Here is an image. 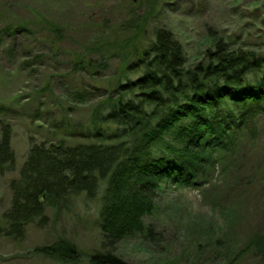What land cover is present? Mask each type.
<instances>
[{"label": "trees", "instance_id": "trees-1", "mask_svg": "<svg viewBox=\"0 0 264 264\" xmlns=\"http://www.w3.org/2000/svg\"><path fill=\"white\" fill-rule=\"evenodd\" d=\"M151 12L147 8L146 16ZM146 16H132L124 27L133 26L139 35ZM26 26L25 22L6 25L0 34L31 36ZM47 28L59 32L52 23ZM209 43L207 58L187 65L173 33L154 29L145 46L132 48L135 56L125 61L107 93L100 94V87L63 93L71 101L87 104L86 123H68L61 108L29 109L26 115L51 126L37 125L46 128L48 138L29 137L25 160L9 183L11 200L0 235L22 240L27 225L47 224L48 210L56 216L68 211L80 195L86 201L97 198L102 240L87 262L128 264L116 247L128 237L151 235L144 219L155 210L161 184L198 187L224 156L243 151L244 158L253 151L264 128V52L231 47L222 39ZM100 59L85 67L79 58L73 70L84 68L94 76L106 67V54ZM43 92L51 96L45 87ZM93 98L97 100L90 103ZM77 107L81 106L72 105L65 113ZM2 110L15 114L0 105V174L15 171L13 127ZM72 139L78 142L68 141ZM250 246L264 261V234L255 236ZM34 251L56 264H79L75 245L63 236Z\"/></svg>", "mask_w": 264, "mask_h": 264}, {"label": "rangeland", "instance_id": "rangeland-1", "mask_svg": "<svg viewBox=\"0 0 264 264\" xmlns=\"http://www.w3.org/2000/svg\"><path fill=\"white\" fill-rule=\"evenodd\" d=\"M147 8L151 15L146 16ZM132 16H146L139 35L133 26L124 27ZM23 22L31 36L0 34V105L15 113L2 110L13 127L15 171L0 174V228L10 205L9 183L25 160L29 137L44 140L46 128L37 125L51 126L26 115L29 109L61 108L68 123H86L87 104L71 101L63 93L96 87L100 94L107 93L125 61L135 56L132 48L140 50L157 28L173 33L187 65L207 58L213 38L231 47L264 52V0H0V32L6 25ZM48 23L59 32H51ZM101 54L108 61L98 74L93 76L80 67L73 70L79 58L87 67L100 61ZM33 59L40 61L28 66ZM43 87L51 96L41 93ZM72 105L81 107L66 114ZM58 116V112L52 115ZM261 132L253 151L244 158L243 151L224 156L199 180L198 187L161 184L155 210L144 219L151 235L122 240L116 247L118 256L128 264H264L250 246L255 236L264 234V128ZM98 210L97 198L86 201L80 195L68 211L54 216L48 210L44 227L27 225L22 240L0 235V264H56L34 249L60 236L75 245L78 263L88 264L90 253L102 240Z\"/></svg>", "mask_w": 264, "mask_h": 264}, {"label": "flooded vegetation", "instance_id": "flooded-vegetation-1", "mask_svg": "<svg viewBox=\"0 0 264 264\" xmlns=\"http://www.w3.org/2000/svg\"><path fill=\"white\" fill-rule=\"evenodd\" d=\"M134 2H146L148 0H133Z\"/></svg>", "mask_w": 264, "mask_h": 264}]
</instances>
